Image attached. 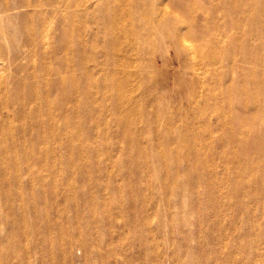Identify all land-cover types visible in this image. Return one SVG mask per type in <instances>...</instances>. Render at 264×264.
<instances>
[{
  "label": "rangeland",
  "instance_id": "1",
  "mask_svg": "<svg viewBox=\"0 0 264 264\" xmlns=\"http://www.w3.org/2000/svg\"><path fill=\"white\" fill-rule=\"evenodd\" d=\"M146 1L159 10L154 14L151 9L144 12L138 0H112L108 4L111 17L106 16L110 19L102 24L97 12L84 10L86 0H0V163L16 155L18 167L16 182L9 181L16 173L13 170L0 173L1 236L11 229L9 222L17 220L7 205L6 192L18 194L21 188L29 201H33L32 193H37L43 224L60 223L67 230L71 226L77 231V240L89 231L93 243L100 241L104 252L113 247L119 254L118 260L126 249L136 250L133 239L148 238L141 221L150 216L158 260L162 264H190L189 259L197 252L201 241L200 233L204 232L198 224L199 197L208 193L206 181L211 175L203 170L195 178L186 176L191 173L192 161L181 156L173 166L172 178L179 175L183 189L167 187L168 176L161 160L163 146L174 132L178 138L173 136L171 148H179L180 137L188 132L180 125L167 128L166 120L178 108L188 110L185 100L193 96L189 84L198 73L208 76L207 83L217 92L220 106L229 113L239 104L231 88H251V82L243 76L253 69L263 78L264 63L241 59L237 51L230 48L235 31L227 15L219 11L225 0L191 2L192 5L203 3L206 16L220 23L218 29L211 30L212 35L201 34L198 28L184 22L189 17L185 2ZM255 1L258 8H264V0H250V3ZM89 2L99 4L101 0ZM167 5H170L169 12L179 10L180 13L170 17L165 32L161 29L155 33L157 25L164 21ZM145 16L149 18L143 24L150 28L148 36L133 27V24L140 25V19ZM248 17L244 14L238 18L243 25L238 34H248ZM261 24L264 27V16ZM63 25H68L69 31L62 30ZM262 31L264 29L257 28L251 32L250 46L255 44L258 48L264 42ZM213 35L218 39L215 47L211 44ZM228 45L230 49L223 50ZM258 51L264 55V48ZM209 52L215 53L216 59L210 61L205 55ZM77 56L82 57L84 65H78ZM61 57L68 61L65 67L60 65ZM106 62L111 63L110 66ZM63 75H68L70 89L72 81L78 86L76 107L81 105L75 107L69 128H64L60 119L59 103L71 109L73 105L70 101L64 104L65 99L60 97V88L65 86L60 81ZM106 76H109V87L105 83ZM121 89L123 92L117 94ZM88 97L94 101L92 108L85 106ZM117 100L127 105L142 101L145 107L152 102L158 104L161 116L156 127L151 124L153 111L147 109L143 120L127 118L116 108ZM39 106L56 107L55 118H51L46 128L32 125L34 110ZM45 114L38 116L49 120ZM229 114L232 119V113ZM120 119H127L128 127L137 121L139 124L135 126L142 133L141 139L128 141ZM261 119L253 130L245 125L236 129L257 142L264 141V119ZM207 120L212 135L207 137L200 131L192 137L196 144L200 143L198 148L215 166L218 176L226 177L227 185L236 183L237 163L231 155L238 151L239 143L227 138L231 129L219 127L217 115L210 111ZM251 151L250 157L262 174L264 155L260 157L254 148ZM28 152H32L29 159ZM146 162H150V169L146 168ZM178 168L180 174L176 171ZM56 181L57 186H54ZM247 181L245 179L244 184H248ZM239 201L243 210L236 214L228 208L223 216L222 228H227L225 238L221 240V226L216 222L215 226L208 227L209 237L211 241L218 240L223 248H232L235 257H239L235 264H261L264 240L259 236L264 233V192L253 187L241 193ZM14 205L23 206L18 200ZM57 206L66 208L60 214L55 210ZM24 216L34 221L38 219L30 211ZM95 219L98 221L92 224ZM230 221L232 228L228 227ZM132 222H138L139 226H129ZM19 223L22 229L26 228L27 224ZM69 235L67 233L68 238ZM206 247L210 249L208 243ZM73 255L75 264H102L96 252L87 256L79 243ZM6 257V252L0 255V264L5 263ZM139 259L136 254L133 259L111 264H149Z\"/></svg>",
  "mask_w": 264,
  "mask_h": 264
},
{
  "label": "bare ground",
  "instance_id": "2",
  "mask_svg": "<svg viewBox=\"0 0 264 264\" xmlns=\"http://www.w3.org/2000/svg\"><path fill=\"white\" fill-rule=\"evenodd\" d=\"M86 1L87 3L84 10H86L87 13L97 12V18L102 19L100 23L106 24L111 17L108 4H111L112 0H101L99 4H95L94 2L88 3V0ZM132 1L134 2L135 0ZM138 1L141 2L144 12H146L148 9H151L152 14H154L159 10L155 4H150L146 0ZM192 1L194 0H181V2L186 3L187 12L189 14V17L186 18L184 22L198 28L202 32L201 34L212 35L213 33L211 32L218 29V25L220 23L206 16V6L203 3L199 1V5H192ZM169 6L170 5H167L164 8L166 13L164 16V21L157 25V29L154 30L155 33L161 29L165 32V29H168L170 17L173 14L177 15L180 13L179 10L172 11L173 13L169 12ZM219 11H222L227 15L229 25L235 31L233 34V44H231L230 48H233L235 52L237 51L236 55L249 62L259 61L264 63V55L258 51L259 49L264 48V42H262L261 45L259 44L260 46L258 48H256L255 44H253V46L249 45V39L251 40V32L257 28L264 29L261 24L264 16V8H258L256 1L254 4H251L250 0H232V2H226L225 0L220 5ZM168 12L169 14H167ZM137 14L138 12L135 11V16ZM244 14L249 16V32L248 34H238L239 30L243 28V25L239 23L238 18ZM108 15L110 17H106ZM148 21L149 18L147 19L145 16L140 19V25L133 24V27L136 31L141 30L145 36H148L150 28L149 26H143V24H146ZM62 30L69 31V26L63 25ZM261 36L264 37L263 31ZM174 37L177 38V36ZM212 38L213 41L211 44L215 47V44H218V39L215 38L214 35ZM230 48L228 45L227 48H224L223 50H228ZM65 52H67V50H65ZM205 55L210 57V61L216 59L215 53L209 52ZM73 61L76 60L74 59ZM67 62L68 61L66 58L61 57L60 65L62 67H65ZM77 63L79 66L85 64L82 57L78 56ZM110 64L111 63L106 62V65L110 66ZM85 68H87V66H85ZM107 74H110V72H107ZM258 77L260 76L256 75V72L252 69L247 75L243 76L244 79H247L251 82V88H247L246 86H241L236 89L231 88V91L236 93L237 99L239 100V104L235 105L233 110L230 111L232 113L231 119L229 114L230 112L226 113V111L220 106L217 92H214L212 86L207 83L208 76L198 73L194 78V82L191 81L189 84L192 87L191 93H193V96L188 98V100H185L188 110L178 108L166 120L167 128H175L176 126L180 125L182 128H185L186 132H188L185 136L180 137L179 148H171V140L173 136L178 138L177 134L174 132H172L171 136L169 137L168 143L166 142V145L163 146L161 160L165 165V171L167 172L168 176V178H166L167 180L165 181L167 187L170 188L172 186H177L183 189L184 184L180 181L181 179L179 178V175L175 179L172 178L175 169L173 166L177 165V162L180 159L179 157L181 156L186 160L192 161L191 173H187L186 176L189 175L191 178H195L203 170L211 175V177H209V179L206 181L208 193H205V197H199L200 206L197 207L199 215L198 224L204 229V232L202 234L200 233L201 241L199 242L198 249L196 250L197 252L193 253V257L189 259L190 264H235L234 261L239 257H235L232 248L230 250L227 247L223 248L220 244H218V240L211 241L208 234V227L215 226L216 223L220 224V229L222 231L221 240H223L226 236L227 230V228H222L223 216L226 215V210L231 208L235 210L236 214L243 210L239 201V196L241 193L251 191V188L253 187L264 192V171L262 174H259L257 171L256 162L250 157L252 148H254V151L257 152L260 157L264 155V141L257 142L252 136H248L249 134H239L236 129L238 126L240 127L245 125L253 130L257 120L260 121L262 120L261 118L264 119V77ZM70 78L72 80L74 79V77ZM108 78L109 76L105 77V83L109 87L110 84L108 82ZM117 79L118 78L116 77L115 80ZM60 81L65 84L64 87L60 88V97H62L63 100L65 99L64 104L67 105L69 101L73 102L72 109L66 107L65 105L63 106L62 103H59L60 119L62 121V125L64 128H69V120H72L71 116L74 114L73 111H75V107L78 104V98L76 97V94H78L79 88L74 81H72L70 84L72 89L67 86L69 81L68 75L61 76ZM116 90L117 89H115V91ZM122 92L123 89L118 90L116 93L121 94ZM93 103L94 101L88 97L85 101L86 108H92ZM117 103L118 105L116 108L120 113L126 114L127 118L133 117V119L136 120L142 118L143 120L148 114L147 109H149L153 111V117L151 120L152 126L156 127L157 123L159 122L161 110L158 107V104L154 102H152L148 107H145L142 101H137L133 105H127L122 101L119 102L118 100ZM79 106L81 105H78L77 107ZM54 108L56 109V107ZM54 108H41V106L35 108V117L33 118L32 125L36 126L37 128H41L43 126L46 128V125L53 118H55ZM68 111L72 112L68 113ZM210 111L218 116L220 123L219 127L222 126L231 129V131L227 134V138L232 140V142L239 143L238 151L231 155L232 159L237 163V168L235 170L236 183L227 185V182H229L227 178L218 176L219 174L216 171L215 166L203 157L202 151L198 148L200 147V143L199 145L198 143L196 144L192 137V134L200 133V131L207 137L212 135V127L207 120V116L210 115ZM40 114H45L50 119H41L38 116ZM119 123L121 124L124 130V136L128 141H131L133 138H140L139 136L142 135V133H139V130L136 129L135 125L138 126L139 124L137 121L135 122V125H131V127L127 126L129 123L127 119H120ZM147 123H149V121ZM49 127L54 128V126ZM46 138L44 136L42 139L45 141ZM181 147L182 151H180ZM143 151L145 152V150ZM32 152H28L27 159L31 157L30 154H32ZM16 160L17 158L15 155L13 157L6 158L0 163V173H6L10 170L16 172L15 175L9 179V181L11 180L16 182L18 179V167L15 165ZM145 165L146 168L150 169V162H146ZM42 166L46 168L49 167L48 165ZM51 167L52 166H50V168ZM176 171L179 174L181 172L179 168ZM245 179H248V184H244ZM56 184L57 181L54 186H57ZM18 190V194H10V192H6L7 205L11 208L12 217L16 218L17 220L9 222V224H11V229L7 230L5 236L0 235V255L3 252H6L8 255V257H6L4 260V264H75L76 258L73 254L76 243H79V245L85 250L87 256L92 255L93 252H96L102 264H108L109 262L111 264V262L115 263L117 261L124 262L126 258L133 259L136 254L140 258L139 260H142L144 263L148 262L149 264H162L157 258V242L153 237L154 229L150 224V216H146L141 221L142 226H144L148 232V238H145V236H140L137 239H133L132 241L136 250L130 251L129 249H126L125 252H122L120 259L118 260L119 254H116L114 248L108 247L105 252L102 251V247L104 246H102L100 241L93 243V239L89 231L83 233L82 236H80V240H77V231H75V228L72 230L71 226L69 228L70 230H67L65 226L60 223L56 225L50 223L43 224L40 219L43 215V211L37 206L39 199L37 193L33 192L31 195L33 201H29L24 195L22 189L18 188ZM228 196H231L233 199L230 200ZM15 200L21 202L23 206L16 208L14 205ZM65 208L66 206L61 208L57 206L55 210L57 213L61 214ZM27 211L35 213L38 219L34 221L33 219L26 218L24 214ZM134 218L137 217L134 215ZM20 221L23 224H27L25 229H22L21 224L19 223ZM96 221L98 220L95 219L92 221V224L94 222L96 223ZM171 222L175 223L174 220H171ZM131 224L133 227L139 226L138 222L137 224L133 222L128 223V225L132 227ZM229 225L231 226H228L229 228L233 227L231 221ZM67 233H70L69 238ZM74 233H76V235ZM259 237L261 240H264V233H261ZM207 243L210 245V249L206 247ZM226 249L229 251L225 253ZM261 262V264H264V258L261 260ZM174 264L177 263L174 262ZM242 264L247 263L242 262Z\"/></svg>",
  "mask_w": 264,
  "mask_h": 264
}]
</instances>
